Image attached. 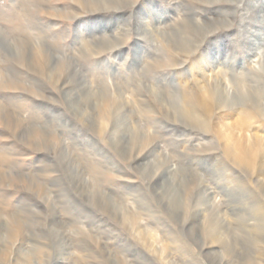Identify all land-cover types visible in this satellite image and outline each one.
I'll list each match as a JSON object with an SVG mask.
<instances>
[{
  "label": "rangeland",
  "instance_id": "1",
  "mask_svg": "<svg viewBox=\"0 0 264 264\" xmlns=\"http://www.w3.org/2000/svg\"><path fill=\"white\" fill-rule=\"evenodd\" d=\"M263 9L0 0V264H264Z\"/></svg>",
  "mask_w": 264,
  "mask_h": 264
},
{
  "label": "bare ground",
  "instance_id": "2",
  "mask_svg": "<svg viewBox=\"0 0 264 264\" xmlns=\"http://www.w3.org/2000/svg\"><path fill=\"white\" fill-rule=\"evenodd\" d=\"M97 1H98V0H97ZM113 2H114V1H113ZM115 2H116V1H115ZM103 5H105V4H103ZM109 5H110V4H109ZM119 5H120V4H119ZM119 5H118V6H119ZM116 7H117V6H116ZM263 10H264V9H263ZM155 21H156V20H155ZM202 24H203V22H202ZM164 25H165V24H164ZM158 26H159V25H158ZM203 26H204V25H203ZM160 27H161V26H160ZM195 27H196V26H195ZM162 28H163V27H162ZM5 29H6V28H5ZM4 31H5V30H4ZM4 31H3V33H4ZM7 31H8V30H7ZM156 31H158V30H156ZM159 32H161V31L159 30ZM8 33H9V32H8ZM154 34H155V32H154ZM159 34H160V33H159ZM165 34H166V32H165ZM167 34H168V33H167ZM14 35H15V34H14ZM36 35H37V34H36ZM33 36H35V35H33ZM164 36H166V35H164ZM5 37H6V36H5ZM9 37H11V36H9ZM37 37H38V36H37ZM262 37H263V36H262ZM13 38H14V37H13ZM158 38H159V37H158ZM7 39H8V38H7ZM160 39H161V38H160ZM3 41H5V38H4ZM11 41H12V40H11ZM6 42H7V41H6ZM8 42H9V41H8ZM3 44H6V43H3ZM8 44H10V43H8ZM259 44H260V43H259ZM261 44H262V43H261ZM0 45H1V44H0ZM6 45H7V44H6ZM13 45H14V44H13ZM189 45H190V44H189ZM183 46H184V45H183ZM263 46H264V45H263ZM4 47H5V46H4ZM4 47L2 46V48H4ZM7 47H9V45H8ZM7 47H6V48H7ZM13 47H15V46H13ZM261 48H263V47H261ZM14 49H15V48H14ZM180 49H181V48H180ZM8 50H9V49H8ZM12 50H13V49H12ZM258 50H259V49H258ZM260 50H261V49H260ZM13 51H14V50H13ZM263 51H264V49H263ZM255 52H256V51H255ZM259 52H260V51H259ZM10 53H11V52H10ZM256 55H257V58H256L257 61L254 60V62H253V61H252V62L254 63L255 66H256V65H259V66H260V62L263 63V61H262V60L260 61V59L258 58L259 55H260L259 53L256 54ZM261 56H263V54H261ZM255 57H256V56H255ZM263 57H264V56H263ZM74 64H75V63H74ZM249 64H251V65H250L251 68L249 67V68H247V70H251L252 68H254V66L252 65V63H249ZM225 65H226V64H225ZM76 66L78 67L77 64H76ZM221 66H222V65H221ZM259 66H258V67H259ZM262 66H263V65H262ZM210 67H211V66H210ZM219 67H220V66H219ZM247 67H248V66H247ZM222 68H223V67H222ZM222 68H218L217 73L222 74L223 71H224L223 74H225V70H224V69L222 70ZM224 68H225V67H224ZM259 68H260V67H259ZM263 68H264V67H263ZM79 69H80V68H79ZM260 69H262V68H260ZM260 69H259V70H260ZM213 70H214V69H213ZM215 70H216V69H215ZM230 70H231V69H230ZM238 70H239V69H238ZM244 70H245V69H243V71H244ZM259 70H258V71H259ZM263 70H264V69H263ZM235 71H237V70H235ZM243 71H242V72H243ZM227 72H228V71H227ZM231 72H232V71H231ZM242 72H241V73H242ZM9 73H10V72H9ZM80 73H81V72H80ZM209 73H210V72H209ZM211 73H212V72H211ZM214 73H215V72H214ZM228 73H229V72H228ZM234 73H235V72H234ZM241 73H240V74H241ZM254 73H255V72H254ZM206 74H207V73H206ZM236 74H237V72H236ZM249 74H251L250 71H248V74H247V75H249ZM256 74H260V73H256ZM82 75H83V74H82ZM207 75H208V74H207ZM227 75H228V74H227ZM237 75H238V74H237ZM241 75H242V74H241ZM247 75H246V76H247ZM84 76H85V75H84ZM205 76H206V75H205ZM229 76H230V75H229ZM233 76H235V75H233ZM242 76H243V75H242ZM252 76L254 77V75H252ZM215 77H216V76H215ZM220 77H221V75H220ZM225 77H226V74H225ZM231 77H232V74H231ZM235 77H236V76H235ZM250 77H251V76H250ZM212 78H213V77H212ZM228 78H230V77H228ZM251 78H252V77H251ZM254 78H255V77H254ZM254 78H253V79H254ZM84 79H85V78H84ZM86 79H87V78H86ZM215 79H216V78H215ZM224 79H225V78H224ZM233 79H234V78H233ZM239 79H241V78H239ZM247 79H249V78H247ZM247 79H246V80H247ZM87 80H88V79H87ZM90 80H91V79H90ZM187 80H188V79H187ZM199 80H200V79H199ZM206 80H207V77L205 78V81H206ZM221 80H222V78H221ZM230 80H231V79H230ZM241 80H242V79H241ZM244 80H245V79H244ZM246 80H245V82H246ZM83 81H84V80H83ZM93 81H94V80H93ZM93 81H92V82L89 81V82H90V83H93ZM103 81H104V80H103ZM194 81H195V80H194ZM207 81H209V80H207ZM236 81H238L237 78H236ZM247 81H248V80H247ZM94 82H95V81H94ZM97 82H100V81H97ZM101 82H102V81H101ZM104 82H105V81H104ZM106 82H107V81H106ZM108 82H109V81H108ZM178 82H179V81H178ZM227 82H228V81H227ZM229 82H230V81H229ZM234 82H235V81H234ZM238 82H239V81H238ZM254 82H255V81H254ZM185 83H186V82H185ZM197 83H198V82H197ZM203 83H204V80H203ZM99 84H100V83H98V85H99ZM102 84H103V83H102ZM106 84H107V83H105L104 85H106ZM178 84H179V83H178ZM205 84H206V83H205ZM243 84H244V85H248V84H245V83H243ZM95 85H96V84H95ZM108 85H110V84H108ZM111 85H112V84H111ZM111 85H110V86H111ZM182 85H184V84H181V86H182ZM195 85H196V84H195ZM231 85H233V84H231ZM231 85H229V87H230ZM96 86H97V85H96ZM175 86H176V85H175ZM210 86H212V85H210ZM86 87H87V86H86ZM108 87H109V86H107V88H108ZM111 87H112V86H111ZM149 87H151V86H149ZM153 87H154V86H153ZM186 87H189V86H186ZM190 87H191V86H190ZM197 87H198V86H197ZM212 87H213V86H212ZM229 87H228L227 89H229ZM246 87H248V86H245L244 89H246ZM249 87H250V86H249ZM249 87H248V88H249ZM252 87H253V86H252ZM100 88H101V87H100ZM161 88H162V87H161ZM253 88H254V87H253ZM83 89H84V88H83ZM93 89H94V88H93ZM93 89H91V90H93ZM153 89H154V88H153ZM165 89H166V88H165ZM176 89H177V88H176ZM176 89H175V90H176ZM187 89H188V88H187ZM194 89H195V88H194ZM210 89H211V88H210ZM72 90H73V89H72ZM87 90H89V89L87 88ZM180 90H181V89H180ZM196 90H197V89H196ZM206 90H207V89H206L205 86H201L199 91L205 94V93L207 92ZM230 90H231V89H230ZM164 91H165V90H164ZM166 91H167V89H166ZM166 91H165V92H166ZM170 91H171V90H170ZM151 92H152V91H151ZM152 93H153V92H152ZM154 93H155V92H154ZM171 93H172V91H171ZM174 93H177V92L175 91ZM188 93H189V92H188ZM195 93L197 94V92H195ZM195 93H194V95H196ZM95 94H96V93H95ZM155 94H156V93H155ZM200 94H201V93H199V95H200ZM242 94H243V93H242ZM69 95H70V94H69ZM131 95H132V94H131ZM138 95H139V94H138ZM197 95H198V94H197ZM78 96H79V95H78ZM81 96H82V95H81ZM81 96H80V97H81ZM189 96H190V95H189ZM189 96H188V97H189ZM200 96L202 97V95H200ZM185 97H186V96H185ZM188 97H186V98H188ZM194 97L196 98V96H194ZM82 98H83V97H82ZM92 98H93V97H92ZM167 98H169V97H167ZM191 98H192V97H191ZM198 98H199V97H198ZM129 99H130V98H129ZM159 99H160V98H159ZM196 99H197V98H196ZM91 100H94V99H91ZM91 100H90V101H91ZM164 100H165V99H164ZM132 101H133V100H132ZM158 101H159V100H158ZM182 101H183V100H182ZM133 102H134V101H133ZM179 102H180V101H179ZM179 102H178V103H179ZM165 103H166V102H165ZM171 103H172V102H171ZM173 104H175V102H174ZM231 104H232V103H231ZM88 105H89V104H88ZM91 105H92V104H91ZM164 105H165V104H164ZM164 105H163V106H164ZM168 105H169V104H168ZM175 105H176V104H175ZM233 105H234V104H233ZM77 106H78V104H77ZM133 106H134V105H133ZM165 106H166L165 108H167V105H165ZM78 107H79V106H78ZM83 107H84V106H83ZM92 107H93V105H92ZM86 109H87V108H86ZM167 110H168V108H167ZM4 111H5V109H4ZM13 111H14V110H13ZM241 111H244V110H241ZM168 112H169V110H168ZM238 112H240V111H238ZM12 113H13V112H12ZM241 113H242V112H241ZM246 113H247V112H246ZM14 115H15V114H14ZM88 115H89V113H88ZM90 115H91V114H90ZM240 115H241V114H240ZM235 116L237 117V115H235ZM243 116H245V114L242 115V117H243ZM8 117H10V116H8ZM229 117H230V116H229ZM238 117H239V116H238ZM238 117H237V118H238ZM240 117H241V116H240ZM242 117H241V118H242ZM233 118H235V117H233ZM246 118H247V117H246ZM26 119H27V118H26ZM26 119H25V120H26ZM29 119H30V121H32V124H33V120H31V118H29ZM138 119H139V118H138ZM226 119H227V118H226ZM7 120H8V119H7ZM34 120H35V119H34ZM235 120H236V119H235ZM238 120H240V118H239ZM241 120H242V119H241ZM26 121H27V120H26ZM36 121H37V120H36ZM129 121H132V120H129ZM139 121H141V120H139ZM226 121H227V120H226ZM230 121H231V120H230ZM34 122H35V121H34ZM231 122H232V121H231ZM231 122H226V123H224L223 126L226 127L227 129H226L225 131L222 132V135L224 136V138H225V143L228 145V147L232 148V150H234L235 153L238 154L239 152H238V149L236 148V147H237V142H238L239 139H241L242 136L239 138V136L236 137V135H234V132H233V131H235L236 128H235L233 131H230V126H232V124H233V123H231ZM237 122H238V121H237ZM239 122H240V121H239ZM239 122H238V123H239ZM30 123H31V122H30ZM130 123H131V122H130ZM141 123H142V121H141ZM217 123H218V122H217ZM222 123H223V122H222ZM234 123H235V121H234ZM24 124H25V123H24ZM32 124H31V126H33ZM46 124H47V123H46ZM138 124H140V123H138ZM28 125H29V124H28ZM40 125H41V124H40ZM44 125H45V123H44ZM132 125H133V124H132ZM140 125H141V124H140ZM149 125H150V124H149ZM149 125H148V127H149ZM218 125H219V124H218ZM47 126H48V125H47ZM130 126H131V124H130ZM143 126H144V124H143ZM150 126H151V125H150ZM235 126H236V125H235ZM235 126H234V127H235ZM132 127H133V126H131V128H132ZM141 127H142V126H141ZM232 127H233V126H232ZM241 127H242V126H241ZM241 127H240V128H241ZM23 128H26V127H23ZM30 128H31V127H30ZM142 128H143V127H142ZM142 128H141L140 131H142ZM152 128H153V127H152ZM214 128H215V126H214ZM41 129H42V128H41ZM144 129H146V128H144ZM241 129H243V128H241ZM251 129H252V128H251ZM137 130H138V129H137ZM148 130H149V129H148ZM150 130H151V129H150ZM231 130H232V129H231ZM238 130H239V129H238ZM244 130H245V128H244ZM122 131H123V130H122ZM135 131H136V129H135ZM236 131H237V130H236ZM236 131H235V132H236ZM254 131H255V130H254ZM241 132H242V130H241ZM243 132H244V131H243ZM251 132H252V131H251ZM121 133H123V132H121ZM130 133H132V132H130ZM137 133H138V132H137ZM236 133L238 134V132H236ZM246 133H247V132H246ZM252 133H253V132H252ZM252 133H251V134H252ZM142 134H143V133H142ZM241 134H242V133H241ZM242 135H243V134H242ZM259 135H260V134H259ZM259 135H258V136H259ZM247 136H248V135H247ZM251 136H252V135H251ZM245 137H246V136H245ZM115 138L117 139V137H115ZM115 138H114V139H115ZM243 138H244V136H243ZM246 138H247V137H246ZM250 139H251V138H250ZM250 139H249V136H248V139H247V140H250ZM260 139H261V138H260ZM247 140H246V141H247ZM252 140H253V139H252ZM116 141H117V140H116ZM223 142H224V141H223ZM116 143H117V142H116ZM63 144H65V143L63 142ZM67 145H68V144H67ZM68 147H69V146H68ZM225 148H226V147H225ZM67 149H68V148H67ZM70 150H71V149H70ZM156 150H157V149H156ZM67 151H68V150H67ZM116 151H117V150H116ZM64 152H66V151H64ZM70 152H71V151H70ZM156 152H157V151H156ZM229 153H230V152H229ZM244 153H245V152H244ZM240 154H241V153H240ZM234 156H235V155H234ZM241 156H242V155H241ZM241 156H240V157H241ZM231 157H232V155H231ZM233 158H234V157H233ZM234 159H236V158H234ZM75 160H76V159H75ZM236 161H238V159H237ZM241 161H242V160H241ZM71 162H72V160H71ZM74 162H75V161H74ZM246 162H247V161H246ZM72 163H73V162H72ZM66 164H67V163H66ZM69 164H70V163H69ZM82 166H83V165H82ZM71 167H73V166H71ZM75 167H76V166H75ZM81 168H83V167H81ZM85 168H86V167H85ZM81 171H82V169H81ZM73 172H74V171H73ZM262 172H263V171H262ZM166 173H167V172H166ZM86 174H87V172H86ZM84 176H85V175H84ZM84 176H83V177H84ZM77 177H78V175H77ZM87 177H88V176H87ZM78 178H79V177H78ZM89 178L91 179V177H89ZM258 178H259V177H258ZM262 178H263V177H262ZM80 180H81V179H80ZM173 180H174V179H173ZM259 180H260V179H259ZM263 180H264V179H263ZM261 181H262V180H261ZM87 182H88V181H87ZM77 183H78V182H77ZM79 183H80V182H79ZM83 184H84V183H83ZM76 185H77V184H76ZM81 185H82V184H81ZM84 185H85V184H84ZM73 186H74V185H73ZM84 187H85V186H84ZM86 187H87V186H86ZM262 188H263V187H262ZM95 189H97V188H95ZM98 189H99V187H98ZM99 190H100V189H99ZM99 190H98V192H99ZM102 190H103V189H102ZM102 190H100V192H101ZM176 190H177V189H176ZM77 191H78V190H77ZM79 191H80V190H79ZM98 192H97V193H98ZM106 192H107V191H106ZM106 192H105V195H106ZM164 192H166V191H164ZM168 192H169V191H168ZM168 192H166V193H168ZM94 193H95V192H94ZM163 194L165 195V193H163ZM176 194H178V193H176ZM164 195H163V196H164ZM166 195H168V194H166ZM166 195H165V196H166ZM106 196H107V195H106ZM204 199H205V198H204ZM207 199H208V198H207ZM206 201H207V200H206ZM112 202H113V201H112ZM172 202H173V201H172ZM204 202H205V201H204ZM204 202H203V203H204ZM208 203H209V202H208ZM231 203H232V202H231ZM173 204H174V202H173ZM209 204H210V203H209ZM171 205H172V204H171ZM204 205H205V204H204ZM210 205H211V204H210ZM55 206H56V205H55ZM199 207H200V206H199ZM201 207H202V205H201ZM210 208H211V207H210ZM197 209H198V208H197ZM203 210H204V209H203ZM208 210H209V208H208ZM198 211H199V210H198ZM204 211H206V209H205ZM56 212H57V211H56ZM206 212H207V211H206ZM206 212H205V213H206ZM214 212H215V211H214ZM197 214H198V212H197ZM210 214H211V213H210ZM206 216H207V213H206ZM212 216H213V215H212ZM54 217H55V215H54ZM61 217H62V216H61ZM208 217H209V216H208ZM205 218H206V217H205ZM210 218H212V217L210 216ZM197 219H198V218H197ZM217 219H218V216H217ZM217 219H216V220H217ZM219 219H220V218H219ZM219 219H218V220H219ZM207 220H208V218H207ZM213 220H214V218H213ZM1 221H2V220H1ZM53 221H54V220H53ZM204 221H206V220H204ZM214 221H215V220H214ZM214 221H212V223H213ZM54 222H55V221H54ZM198 222L200 223L201 221H198ZM222 222H223V221H222ZM215 223H216V222H215ZM215 223H214V224H215ZM56 224H57V223H56ZM64 224H65V223H64ZM50 225H51V223H50ZM57 225H58V224H57ZM62 225H63V224H62ZM215 225H216V224H215ZM2 226H4V225L2 224ZM55 226H56V225H55ZM226 226H227V225H226ZM61 227H62V226H61ZM58 228H59V227H58ZM62 228H64V227H62ZM198 228H200V227H198ZM59 229H60V228H59ZM53 230H54V229H53ZM218 231H219V230H218ZM220 231H222V229H220ZM214 232H215V229H214ZM214 232H213V233H214ZM58 233H59V231H58ZM62 233H63V232H62ZM62 233H61V234H62ZM211 233H212V232H211ZM213 233H212V234H213ZM215 233H216V232H215ZM64 235H65V234H64ZM216 235H217V234H216ZM213 236H215V235H213ZM220 236H221V235H220ZM58 237H59V236H58ZM218 237H219V236H218ZM222 237H224V236H222ZM226 237H227V235H226ZM226 237H225V238H226ZM225 238H224V240H223V243H224V241L227 239V238H226V239H225ZM59 239H60V238H59ZM64 239H65V238H64ZM216 239H217V238L215 237V240H216ZM218 239H221V238L219 237ZM222 239H223V238H222ZM215 240H214V241H215ZM227 240H228V239H227ZM227 240L225 241V245H226ZM231 240H232V239H231ZM54 242H55V241H54ZM61 242H62V241H61ZM65 243H66V242H65ZM231 243H234V242H231ZM69 244H70V243H69ZM15 245H16V244H15ZM21 245H22V244H21ZM61 245H62V244H61ZM63 245H64V244H63ZM63 245H62V246H63ZM35 246H36V245H35ZM67 246H68V245H67ZM226 246H227V245H226ZM14 247H15V246H14ZM14 247H13V248H14ZM18 247H19V245H18ZM72 247H73V246H72ZM15 248H16V247H15ZM116 248H117V247H116ZM16 249H17V248H16ZM30 249H31V248H30ZM74 249H75V248H74ZM12 250H13V249H12ZM34 250H35V249H34ZM62 250H63V249H62ZM68 250H69V249H68ZM120 250H121V249H119V251H120ZM16 251H18V250H16ZM31 251H32V250H31ZM71 251H72V250H71ZM73 251H74V250H73ZM19 252H20V254H23V255H24V258L22 259V261H24V262L29 261V262H30V260H32V257H31L30 255L26 254V253L24 252V249H23L22 247L19 248ZM58 252H59V251H58ZM62 253H63V252H59V255H62ZM73 254H74V253H73ZM18 255H19V254H18ZM74 255H75V254H74ZM69 256H70V255H69ZM75 256H76V255H75ZM33 257H35V256H33ZM16 258H17V257H16ZM19 258H20V256H19ZM13 259H15V258H13ZM62 259H63V258H62ZM15 261H16V260H15ZM17 261H18V260H17ZM58 262H59V261H58ZM31 263H32V262H31ZM36 263H37V262H36Z\"/></svg>",
  "mask_w": 264,
  "mask_h": 264
}]
</instances>
